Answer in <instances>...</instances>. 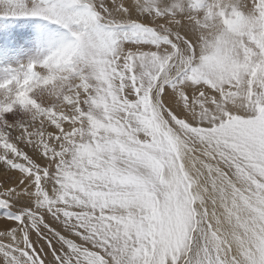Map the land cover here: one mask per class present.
Here are the masks:
<instances>
[{
  "label": "snow or ice",
  "instance_id": "6c2138e0",
  "mask_svg": "<svg viewBox=\"0 0 264 264\" xmlns=\"http://www.w3.org/2000/svg\"><path fill=\"white\" fill-rule=\"evenodd\" d=\"M64 29L0 82V264H264V0H0Z\"/></svg>",
  "mask_w": 264,
  "mask_h": 264
},
{
  "label": "rangeland",
  "instance_id": "374dc122",
  "mask_svg": "<svg viewBox=\"0 0 264 264\" xmlns=\"http://www.w3.org/2000/svg\"><path fill=\"white\" fill-rule=\"evenodd\" d=\"M0 9V82L23 79L30 63L41 60L52 50L49 38L64 29L41 18L4 14ZM3 182L7 177H1Z\"/></svg>",
  "mask_w": 264,
  "mask_h": 264
},
{
  "label": "bare ground",
  "instance_id": "6f19581e",
  "mask_svg": "<svg viewBox=\"0 0 264 264\" xmlns=\"http://www.w3.org/2000/svg\"><path fill=\"white\" fill-rule=\"evenodd\" d=\"M1 173H2V170H1ZM1 177H4L3 173L1 174ZM3 224V221H0V225Z\"/></svg>",
  "mask_w": 264,
  "mask_h": 264
}]
</instances>
